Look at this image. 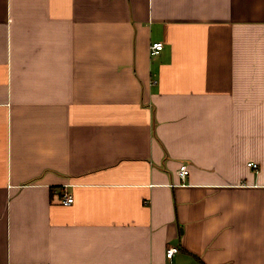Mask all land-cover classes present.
Here are the masks:
<instances>
[{
	"label": "crops",
	"instance_id": "1",
	"mask_svg": "<svg viewBox=\"0 0 264 264\" xmlns=\"http://www.w3.org/2000/svg\"><path fill=\"white\" fill-rule=\"evenodd\" d=\"M0 264H264V0H0Z\"/></svg>",
	"mask_w": 264,
	"mask_h": 264
},
{
	"label": "built area",
	"instance_id": "2",
	"mask_svg": "<svg viewBox=\"0 0 264 264\" xmlns=\"http://www.w3.org/2000/svg\"><path fill=\"white\" fill-rule=\"evenodd\" d=\"M163 47H164V43L163 42H155V43H153L151 45V53L153 55L158 54L163 49ZM248 166L249 167H252V168H254L256 170L258 169V164L253 163V162L248 163ZM179 173H180V175L182 177H186L189 174L188 167L186 165L181 166ZM62 202H63L64 205H67V206L73 204V202H74L73 195L65 192L63 194V197H62ZM178 251H179L178 250V247H176V246H170L167 249L166 255H167L168 258L172 259L174 257V255Z\"/></svg>",
	"mask_w": 264,
	"mask_h": 264
}]
</instances>
